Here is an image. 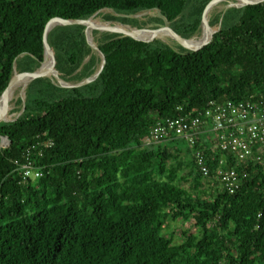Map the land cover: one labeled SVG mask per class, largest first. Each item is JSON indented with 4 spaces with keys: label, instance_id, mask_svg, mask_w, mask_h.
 <instances>
[{
    "label": "trees",
    "instance_id": "obj_1",
    "mask_svg": "<svg viewBox=\"0 0 264 264\" xmlns=\"http://www.w3.org/2000/svg\"><path fill=\"white\" fill-rule=\"evenodd\" d=\"M210 1L0 0V95L15 68L31 73L42 63L51 17L168 25L195 39ZM220 2L207 13L212 28ZM90 35L100 52L81 24L55 25L46 39L69 84L94 74L103 56L93 80L65 87L35 77L12 99L15 116L0 120L8 140L0 144V264H264V168L229 192L213 173L221 151L212 132L185 148L183 137L144 142L158 121L191 119L210 100L264 101V0L229 6L200 51L167 34ZM194 149L204 151L209 176ZM28 161L40 177H23ZM168 221L191 226L173 242Z\"/></svg>",
    "mask_w": 264,
    "mask_h": 264
},
{
    "label": "built area",
    "instance_id": "obj_2",
    "mask_svg": "<svg viewBox=\"0 0 264 264\" xmlns=\"http://www.w3.org/2000/svg\"><path fill=\"white\" fill-rule=\"evenodd\" d=\"M203 131L212 132L214 147L221 151L213 173L224 189L235 192L253 171L264 168V101L210 100L202 114L191 119L179 116L158 121L144 142L159 143L183 137L193 146L196 136ZM50 144V141L45 142V145ZM26 155L28 157V153ZM194 158L202 175L209 176L211 169L204 151L194 149ZM20 169L24 178L35 179L42 175L41 167L29 161L20 165Z\"/></svg>",
    "mask_w": 264,
    "mask_h": 264
},
{
    "label": "water",
    "instance_id": "obj_3",
    "mask_svg": "<svg viewBox=\"0 0 264 264\" xmlns=\"http://www.w3.org/2000/svg\"><path fill=\"white\" fill-rule=\"evenodd\" d=\"M217 1L219 0H211L204 8V11H203V14H202V27L203 28H208L210 29V33H209V37H208V40H207V43L205 45H208L210 44V42L212 41L214 35H215V32L217 31L218 29V25L221 23L222 19L224 18V15L226 13V10L229 6H242V5H245V4H250V3H256V2H259V1H254V2H245L244 4H239V5H234L232 3H230L229 0H226L225 4H224V7L222 9V13L219 17V24H216L213 28L209 26L208 24V20H207V13L208 11L210 10V8L212 7V5L214 3H216ZM261 1V0H260ZM61 19V21H58V22H53L55 19ZM92 17L88 18V19H85V20H78V19H67V18H63V17H59V16H54V17H51L49 18L45 25H44V31H43V46H44V59L42 61V63L40 64L39 67L35 68V70H38L39 72L36 73L35 75L31 76L30 78L26 79V81L23 83V87L22 89L24 90V87L26 86V84L32 80L33 78L35 77H38V76H45V75H48V76H53L55 77V79L58 81V83L61 85V86H65V87H78L82 84H85L87 82H90L91 80H93L98 74L99 72L101 71L103 65H104V57L102 56V62H101V65L99 67V69L94 73L92 74L91 76L81 80L80 82L78 83H75V84H69L67 83L66 81H64L60 75L58 74L57 70H56V64L54 65L53 68H51L50 70H41V67H42V64L44 63L45 61V53L47 50H49L50 52H53L55 53L48 45L47 43V33L48 31L55 25H64V24H81V25H84L85 26V35H86V39L88 41V43L94 48L96 49L98 52L99 49L97 47V45L94 43V41L92 40V37L90 35V30L92 29H98V30H101V31H110V32H117V33H123L127 36H130L132 38H135L137 40H143V41H151L154 37L158 36L160 34V32H163V33H166L167 35L173 37L174 39H176L181 45H183L185 48L187 49H190V50H193V51H200L202 50V47H199V48H194V47H190L188 45V41L189 40H192V39H188L186 37H184L183 35H181L178 31H176L175 29H173L172 27L168 26V25H164V26H160V27H156V26H148V27H141V28H135V27H131L127 24H121V25H117V24H112L110 21H107V22H103V21H92V22H88L89 20H91ZM143 29H151L153 31H155L156 33L153 35V36H150V38H138L136 36H134V31H137V30H143ZM57 56V55H56ZM56 62H57V59H56ZM20 71L19 69H14L13 70V73L10 77V80L6 86V88L4 89V91L1 93L0 95V101L1 100V96L3 95V93L6 91V89L8 87H12L13 86V83H14V75L16 72ZM14 89V87L12 88V90ZM13 92L10 93V95L5 99V102L8 103L9 100L11 99L12 95H13ZM1 120H4L6 121V119H1ZM9 120V119H7Z\"/></svg>",
    "mask_w": 264,
    "mask_h": 264
},
{
    "label": "rangeland",
    "instance_id": "obj_4",
    "mask_svg": "<svg viewBox=\"0 0 264 264\" xmlns=\"http://www.w3.org/2000/svg\"><path fill=\"white\" fill-rule=\"evenodd\" d=\"M219 1H222L220 3H223V4L220 7L223 9L226 0H219ZM229 1H230V3L234 2L233 0H229ZM235 1H236V4H235V2L232 3V4H234V5H238L240 3L244 4V1L243 0H235ZM147 13H148L147 11H143V12H140V13L135 14L134 16L135 17H143ZM91 20L107 22V21H104V20H100L99 18H96L95 16H93L91 18ZM91 20H89L88 22H92ZM110 22L113 23V24L121 25V23H119V22H113V21H110ZM204 29L205 28L202 27V32H201L200 37L195 38V39H192V40H199V38L201 39L202 36H203V33H204L203 32ZM147 30L150 31V29H147ZM137 31L139 32L140 30H137ZM137 31H135V33H138ZM209 33H210V29H208V37H209ZM165 34L166 33L160 32L159 36H163ZM48 58H49V64L52 65V66H54L56 64V56H49ZM15 69H17V68H15ZM22 79H23L22 77L21 78H18V81H20ZM23 83H24V81H20L19 83H17V86L14 87V89H13V91H14L13 92V95H12L11 99L9 100V102L6 103L5 110L4 111L3 110L0 111V120L1 119H6V120L7 119H11L12 117L15 116V111L13 109V107H14V103H13L14 102L13 101L14 99L13 98H14L15 95H23L24 94V90L22 89ZM8 93L10 95V93H12L11 90H9ZM0 144L2 146L7 145L8 144L7 138L6 137H0ZM187 144L188 143H186V144L185 143L184 144H180V146L182 148H185L187 146ZM186 226H191L190 225V222L184 223L182 221H174V222L173 221H168V223H166V226L164 228V230H165L164 232L166 234H172L173 235V242H177L180 239L179 238L180 231L183 230Z\"/></svg>",
    "mask_w": 264,
    "mask_h": 264
},
{
    "label": "bare ground",
    "instance_id": "obj_5",
    "mask_svg": "<svg viewBox=\"0 0 264 264\" xmlns=\"http://www.w3.org/2000/svg\"><path fill=\"white\" fill-rule=\"evenodd\" d=\"M233 1L236 4V1L235 0H233ZM243 1L245 3V2H254V1L256 2V1H260V0H254V1L253 0H243ZM234 2H232V3H234ZM240 4H242V3H240ZM58 21H61V20L55 19L53 22H58ZM150 31H148L147 29H143V30H140L139 32L150 33L151 34L150 36H153L155 34V32L153 30H151V29H150ZM203 32L204 33H203L202 38L201 39L199 38L200 41L199 40H189L188 41V45L190 47L199 48V47L203 46L204 44H206L207 43V40H208V29L205 28ZM134 36H136L135 31H134ZM150 36L146 37L145 39L150 38ZM49 56H52V52H50L49 50H47L46 53H45V61L42 64V67H45V68H42L41 67V70H43V71L44 70H50L52 68V65L49 64V58H48ZM46 57L48 58V64H47ZM38 72H39L38 70H33L31 73H15V75H14V80L15 81L13 83V86L12 87L11 86L8 87L6 89V91L3 93V95L1 96L2 106H1V110L0 111H2V110L4 111L5 110L6 104H5L4 100H3V98L6 96V94L8 93L9 90H11V92H12L13 91L12 88L17 86V83H18L17 79L18 78H21V77H25L22 80H20V81H24L25 82L26 79L30 78L31 76L35 75Z\"/></svg>",
    "mask_w": 264,
    "mask_h": 264
}]
</instances>
